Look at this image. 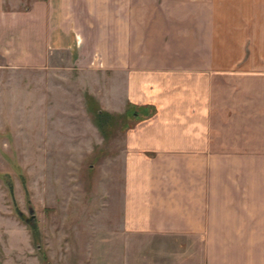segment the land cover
Returning a JSON list of instances; mask_svg holds the SVG:
<instances>
[{"label": "crops", "instance_id": "0c3cea01", "mask_svg": "<svg viewBox=\"0 0 264 264\" xmlns=\"http://www.w3.org/2000/svg\"><path fill=\"white\" fill-rule=\"evenodd\" d=\"M64 50L155 108L125 131L122 233L264 264V0H0V65Z\"/></svg>", "mask_w": 264, "mask_h": 264}, {"label": "rangeland", "instance_id": "374dc122", "mask_svg": "<svg viewBox=\"0 0 264 264\" xmlns=\"http://www.w3.org/2000/svg\"><path fill=\"white\" fill-rule=\"evenodd\" d=\"M74 59L64 50L41 67L0 65V264L197 260L182 236L122 233L132 120L114 115L103 135L93 116L97 106L123 113L124 88L117 74Z\"/></svg>", "mask_w": 264, "mask_h": 264}, {"label": "trees", "instance_id": "16d2710c", "mask_svg": "<svg viewBox=\"0 0 264 264\" xmlns=\"http://www.w3.org/2000/svg\"><path fill=\"white\" fill-rule=\"evenodd\" d=\"M94 104L96 106L98 105L97 102ZM154 109L155 108L152 105H135V104H130L128 102L126 105V108L124 109V112L120 114H116V113L109 112L108 110L101 109L100 107L97 106L96 109L94 110L93 119L95 123L97 124L98 128L101 130L102 134L105 135L107 133L106 127L108 126V124L110 125L111 123L110 120L113 118L114 115L124 116V118L128 117L129 119H131L132 122L127 126V127H130L131 125H133V123L137 119L149 116L154 111ZM6 182H7L10 197L12 199V205L17 210L18 208H16V202H15V198L13 196V192L11 189V183L9 182V179H6Z\"/></svg>", "mask_w": 264, "mask_h": 264}]
</instances>
